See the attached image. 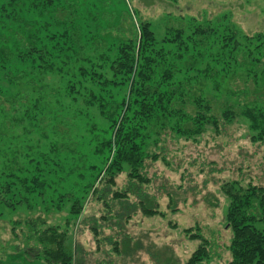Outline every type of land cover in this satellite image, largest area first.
<instances>
[{"label":"rangeland","instance_id":"obj_1","mask_svg":"<svg viewBox=\"0 0 264 264\" xmlns=\"http://www.w3.org/2000/svg\"><path fill=\"white\" fill-rule=\"evenodd\" d=\"M127 1L136 13L134 26L138 19L150 23L157 38H162L165 27L184 28L187 34L183 24L191 19L202 29L211 27L212 32L207 43L205 37L199 38L201 44L196 41L197 45L182 47V58L174 65L175 80L189 81L190 88L181 99L184 106L172 103L173 110L179 111L167 122L173 129L165 128L161 139L150 134L144 141V151L157 144L169 163L165 166L161 161L151 164L146 160L144 169L151 180L144 194L162 215L144 217L136 212L132 216L118 235H126L134 251L120 257L117 264H188L203 241L208 243L209 255L197 264H229L232 232L225 227L228 200L221 187L240 181L264 188V143L250 141L256 134L250 132L247 119L239 116L248 104L256 103L264 110V0ZM197 37L193 35L194 40ZM98 53L87 52L94 60ZM62 72L30 76L27 72L11 90L16 95L12 104L0 102V184L12 183L16 198L22 192L27 199V205L13 211L0 208V259L10 253L11 243L24 246L25 238L16 240L15 235L29 233L27 222L66 232V246L73 250L77 243L81 260L88 261L96 254L90 220L104 212L102 203L91 195L95 188L102 198L110 194L101 191L97 174L104 172L111 160L106 152L95 153L108 134L102 117L85 109L81 86L75 89L76 100L68 96V82L77 81L76 73L66 68ZM229 105L234 109L232 116L223 121ZM213 119L216 127L210 125ZM176 124L181 131L202 128L203 134L194 138L196 142L177 137L172 134ZM93 165L94 170L90 168ZM123 170H127L124 164ZM34 177L45 184L37 192L40 198L36 192L26 194ZM115 183L113 190H122L126 174L116 177ZM59 198L79 199L82 214L70 217L72 202L66 200L61 207ZM105 199L109 208H118L109 197ZM170 202L174 212L168 207ZM116 212L125 215L120 209ZM117 222L111 224L114 232L119 228Z\"/></svg>","mask_w":264,"mask_h":264},{"label":"trees","instance_id":"obj_2","mask_svg":"<svg viewBox=\"0 0 264 264\" xmlns=\"http://www.w3.org/2000/svg\"><path fill=\"white\" fill-rule=\"evenodd\" d=\"M135 15L127 0H0V102L12 104L16 95L11 90L27 76V72L29 76L63 73L66 68L68 72L76 73L77 81L68 82V96L76 100L75 89L81 86L85 91V109L94 110L105 122L108 136L99 143L95 154L106 152L111 164L104 172L100 171L97 178L103 185L101 191L108 190L110 194L106 197L119 205L115 210L109 208L100 190H93L91 196H96L102 203L104 214L90 220L96 254L89 256L88 261L77 255L80 253L77 243L76 248L68 249L66 232L58 227L39 228L44 224L41 222L36 225L27 222L29 233L15 235L16 240L25 238L24 246L20 247L19 242L11 243L10 253L4 254L0 264H117L120 257H128L134 251L127 236L118 235L132 216L136 212L144 217L162 215L158 206L149 202L144 194L151 183L144 169L146 160L151 164L161 161L165 166L169 163L157 144L144 151V141L150 134L161 139L165 128L173 129L167 122L179 111L173 110L172 103L184 106L181 99L190 88L189 81L175 80L177 70L174 65L182 58V47L187 48L189 43L197 45L205 37L207 43L212 29H202L196 19H191L187 25L183 24L188 29L187 34L184 28L165 27L160 39L150 23L138 19V25L135 22L134 26ZM192 34L197 35V39L194 40ZM88 51L99 52L100 56L91 59ZM226 107L228 111L224 113L223 121H229L227 117L232 116L234 110L231 105ZM258 108L256 103L245 105L239 116L247 119L250 132L256 134L250 141L263 144L264 110ZM159 124L163 127L157 128ZM177 124L176 133H172L177 137L196 142L194 138L203 134L202 128L198 132L181 131ZM210 125L216 127V120L213 119ZM90 168L94 170L96 166ZM121 174H126L127 184L122 190H113L115 179ZM31 183L33 185L27 187L26 194L40 192L45 185L39 177H34ZM12 185L0 184L1 209L13 211L27 205L21 191L16 198ZM221 189L228 200L225 227L232 232L229 264H264V188L230 181ZM36 196L40 195L37 193ZM58 200L61 207L66 200L72 202L70 217L77 218L82 214L79 199ZM144 201L155 207H146ZM173 204L170 202L168 207L174 212ZM118 209L125 215L117 214ZM116 221L119 228L114 226V232L112 225ZM207 248L208 243L203 241L188 264L207 259Z\"/></svg>","mask_w":264,"mask_h":264}]
</instances>
